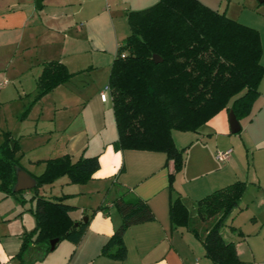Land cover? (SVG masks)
<instances>
[{"label":"crops","instance_id":"1","mask_svg":"<svg viewBox=\"0 0 264 264\" xmlns=\"http://www.w3.org/2000/svg\"><path fill=\"white\" fill-rule=\"evenodd\" d=\"M198 1L256 29L262 40L264 66V9L258 8L264 0ZM158 2L42 0L40 8L37 0H0V127H4L0 131L10 133L17 142L16 158L24 171L40 176L47 161L64 156L73 162L93 157L100 160V169L87 184H72L65 176L39 189V196L52 201L65 198V204L75 207L71 218L76 223L89 218L81 242L74 245L63 240L45 256L42 247L33 244L19 258L25 235L36 228L34 217H30L35 202L27 208L16 205L0 220L15 218L17 223L15 231H7V223L0 229V264H213L203 244L211 222L199 224V237L189 228L175 227L170 218L171 202L180 198L196 218L198 201L245 182V193L233 213H243L244 208L248 212L255 200L264 207V78L250 117L240 121L239 134L231 132L230 110L219 113L198 132H173L176 146L186 152L184 169L176 175L172 189L170 175L175 165L166 154L115 149L118 130L110 92L107 101L101 95L108 87L118 48L131 34L128 14ZM48 62L66 65L74 76L35 101L29 118L20 122L19 117L37 96V80ZM11 108L19 121L16 128H9L6 119ZM50 110H54V118H47ZM230 149L233 152L227 162H219L217 153ZM121 196L142 199L155 217L153 222L127 230L125 260L102 254L122 221L115 207ZM33 197L31 191L24 195L25 200ZM7 198L2 194L0 200ZM238 233L237 239L246 242L243 231ZM230 241L246 264L240 245Z\"/></svg>","mask_w":264,"mask_h":264},{"label":"trees","instance_id":"2","mask_svg":"<svg viewBox=\"0 0 264 264\" xmlns=\"http://www.w3.org/2000/svg\"><path fill=\"white\" fill-rule=\"evenodd\" d=\"M128 23L131 34L118 48L108 82L118 130L114 147L117 151L166 154L175 165L170 175L172 189L176 175L184 169L186 152L176 146L174 131L198 132L224 110L233 109L239 121L250 117L264 78L261 36L256 29L198 0H159L148 9L129 13ZM155 56L162 62L156 63ZM73 76L60 62L45 63L35 101ZM4 136L0 192L17 197L23 192L15 193L13 188L17 170L23 167L16 158L17 142L10 133ZM99 169V157L73 162L64 156L47 161L40 176L32 175L38 182L31 199L36 228L25 235L19 258L33 244L41 246L45 256L54 239L74 245L81 242L89 221L76 227L71 218L76 208L65 204V198L52 201L39 196V189L65 176L72 184L84 185ZM245 189V182H236L206 196L197 203L196 218L180 198L171 202L170 218L175 227L189 228L199 237V224L211 222L203 244L213 264H243L236 245L225 241L221 230L239 208ZM115 207L122 221L102 254L125 260L127 230L153 222L155 217L148 204L135 196L119 197Z\"/></svg>","mask_w":264,"mask_h":264},{"label":"rangeland","instance_id":"3","mask_svg":"<svg viewBox=\"0 0 264 264\" xmlns=\"http://www.w3.org/2000/svg\"><path fill=\"white\" fill-rule=\"evenodd\" d=\"M258 8L264 9V4H260ZM8 80L11 83H13L14 81L13 79H10V78ZM33 99H32V102L28 105V108L25 110V112L19 117L20 122H23L27 118H29L32 112L33 106L37 104L36 103L33 105V103L35 102L36 96ZM109 101H111L110 96H109ZM14 114L15 112L13 111V108H11L9 112L5 114L6 119L8 120L9 128H16L15 126L18 125L19 123V121H17L16 114L15 115ZM48 114L49 115L47 116V118H54L53 116V114H55L54 110H50ZM2 118H3V114H2ZM55 121L56 122L58 121V117H56ZM0 128H4V127L2 126ZM4 135L5 134L4 133L1 134V131H0V145H2L5 141L6 137ZM251 159H252V155L249 156L250 161ZM30 191L35 193L33 190H30ZM30 191H23V193L19 194V196L17 197L9 196V198H7L6 200H0V220L2 216L7 215L9 212H11L12 207L16 205L21 208H23L24 206L25 208L30 207L33 201L30 199H26V200L24 199V195ZM2 194L4 193L0 192V198L2 197ZM22 199L25 201V203H22L21 201ZM22 204L24 206H22ZM32 205L35 206V203H33ZM243 211H242L243 213L236 211L235 213L232 214L226 226L221 230L222 236L227 242H231L230 240H236L235 242L238 245H240V248L243 251V256H241V258L243 259L244 262H247L246 264H264V207L260 205L258 201L255 200L253 205L250 206V210L248 212H246L245 208ZM236 213L238 214L236 215ZM255 216L258 217V218L256 217V220L254 219ZM30 217H34V215L32 214V216ZM34 220H35V217H34ZM5 223H7L6 225H4V226H7L6 227L7 231L16 230L14 228L17 226V223L15 222V218L12 219L11 221H9L7 218L5 219V222L0 221V229L3 228L2 225ZM235 228L236 230H233ZM240 231H243V234H244L243 238L244 237L247 238L246 242H244L243 240L237 239L239 235L238 232Z\"/></svg>","mask_w":264,"mask_h":264},{"label":"water","instance_id":"4","mask_svg":"<svg viewBox=\"0 0 264 264\" xmlns=\"http://www.w3.org/2000/svg\"><path fill=\"white\" fill-rule=\"evenodd\" d=\"M41 2L42 0H37V5L40 8H41ZM155 61L156 63L162 62V60L158 56H155ZM229 122H230L231 132L233 134H239L242 130V126L233 109H231L229 112ZM37 185H38V182L34 177H32L30 174H28L23 169L17 170V181L14 185L13 192L19 193L23 191H30V190L35 189ZM88 221H89V218L85 217L82 223H87ZM75 225L76 227H78L79 223H76ZM58 242H59V239H54L51 241V249H50L51 251L55 249Z\"/></svg>","mask_w":264,"mask_h":264},{"label":"built area","instance_id":"5","mask_svg":"<svg viewBox=\"0 0 264 264\" xmlns=\"http://www.w3.org/2000/svg\"><path fill=\"white\" fill-rule=\"evenodd\" d=\"M108 92H110V89H109V87H106V91L104 93H102V95H101V98L103 101H107ZM232 152H233L232 149L225 151V152L220 151L217 153L216 158L219 162L226 163L227 160L229 159V157L231 156Z\"/></svg>","mask_w":264,"mask_h":264}]
</instances>
